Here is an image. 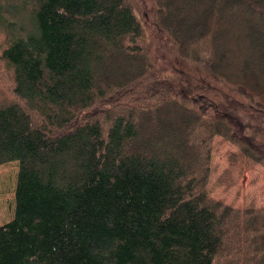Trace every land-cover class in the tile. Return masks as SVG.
Listing matches in <instances>:
<instances>
[{"label": "trees", "instance_id": "obj_1", "mask_svg": "<svg viewBox=\"0 0 264 264\" xmlns=\"http://www.w3.org/2000/svg\"><path fill=\"white\" fill-rule=\"evenodd\" d=\"M151 3L149 35L132 0H0V264H264V207L208 191L216 136L264 167V0ZM154 46L239 86L252 120Z\"/></svg>", "mask_w": 264, "mask_h": 264}, {"label": "rangeland", "instance_id": "obj_2", "mask_svg": "<svg viewBox=\"0 0 264 264\" xmlns=\"http://www.w3.org/2000/svg\"><path fill=\"white\" fill-rule=\"evenodd\" d=\"M132 2L137 13L144 20L148 34L151 35L154 30L148 15L152 11L151 0H132ZM153 54L157 67L164 68L169 72L173 71V67L176 71H182V79L185 83L187 82L189 87L198 90L215 104L235 111L245 122L250 120V113L259 109L254 101L241 95L239 86L224 80L222 82L214 81L206 76L202 67L197 64L181 61L169 62V55L165 54L160 46L153 47ZM3 80L4 77L0 72L1 94L5 93ZM249 91L256 97L255 100L264 104V94L260 97L254 90L250 89ZM6 96L9 99V95ZM248 110L249 112H247ZM211 157L212 165L208 185L211 196L234 207H264L263 166L246 157L230 142L219 136L214 139ZM16 174V163L0 166V224L9 220L13 214V189Z\"/></svg>", "mask_w": 264, "mask_h": 264}]
</instances>
